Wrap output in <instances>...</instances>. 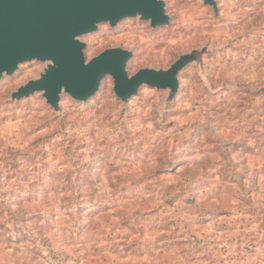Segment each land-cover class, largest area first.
Returning <instances> with one entry per match:
<instances>
[{"label":"rangeland","instance_id":"rangeland-1","mask_svg":"<svg viewBox=\"0 0 264 264\" xmlns=\"http://www.w3.org/2000/svg\"><path fill=\"white\" fill-rule=\"evenodd\" d=\"M217 1L218 17L165 0L167 27L127 19L82 38L87 60L132 51L130 75L206 48L169 105L149 87L123 104L109 77L86 103L62 95L59 112L41 94L12 101L37 62L0 81V264H264V0ZM228 121L243 136L224 143L232 164L213 147ZM210 151L221 161L194 186ZM216 176L225 201L207 194Z\"/></svg>","mask_w":264,"mask_h":264},{"label":"water","instance_id":"water-1","mask_svg":"<svg viewBox=\"0 0 264 264\" xmlns=\"http://www.w3.org/2000/svg\"><path fill=\"white\" fill-rule=\"evenodd\" d=\"M202 1L219 16L217 0ZM127 19L148 22L152 29L167 27L171 20L165 0H0V81L24 64H46L39 78L19 87L11 100L41 94L59 112L62 95L86 103L109 77L123 104L143 87L165 92L166 104H171L181 91V74L191 65H202L208 50H193L166 69L143 68L133 75L128 71L134 55L130 50L109 48L87 60L82 38L101 24L115 28Z\"/></svg>","mask_w":264,"mask_h":264},{"label":"crops","instance_id":"crops-1","mask_svg":"<svg viewBox=\"0 0 264 264\" xmlns=\"http://www.w3.org/2000/svg\"><path fill=\"white\" fill-rule=\"evenodd\" d=\"M226 126L222 127L221 130L219 131V137H220V141L223 143H235L237 145V147L239 146V144L242 142V138L243 136H239V134L235 133V127H236V122L234 121H228L225 122ZM212 146V145H211ZM221 161V157L219 156V153L217 151H210L206 154H204L196 163L195 165H192L191 168L193 169V171L196 172V175L191 176L194 179V186L195 183H197V178L200 175L203 174H212L214 173L213 170H211V166L213 164H215L216 162ZM215 179H217V183H215V185L207 190V194L209 195V197H213L212 201H217L216 199H214L215 197L213 196V193L215 190L220 189L217 193L222 194L221 198L224 199V201L226 200V194L223 191V188L225 187L224 184L220 183V178L219 176H216Z\"/></svg>","mask_w":264,"mask_h":264},{"label":"trees","instance_id":"trees-1","mask_svg":"<svg viewBox=\"0 0 264 264\" xmlns=\"http://www.w3.org/2000/svg\"><path fill=\"white\" fill-rule=\"evenodd\" d=\"M213 147H215V149H220L222 151V155L225 157V159L228 160L229 163H231L230 161V157L228 156L227 152H226V148H227V145H225L224 143L218 141V140H215L214 141V145ZM232 164V163H231ZM233 167L229 170V173H228V177H230V180L232 181H236L238 180V182H241L242 184V181L240 180V178H243V174L242 173H239L238 172V169H237V166L236 165H232ZM243 180V179H242Z\"/></svg>","mask_w":264,"mask_h":264}]
</instances>
